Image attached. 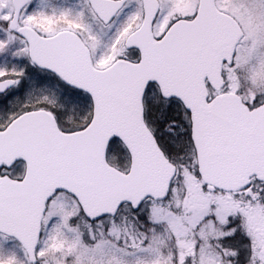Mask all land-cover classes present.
<instances>
[{
    "label": "snow or ice",
    "instance_id": "snow-or-ice-1",
    "mask_svg": "<svg viewBox=\"0 0 264 264\" xmlns=\"http://www.w3.org/2000/svg\"><path fill=\"white\" fill-rule=\"evenodd\" d=\"M0 264H264V0H0Z\"/></svg>",
    "mask_w": 264,
    "mask_h": 264
}]
</instances>
